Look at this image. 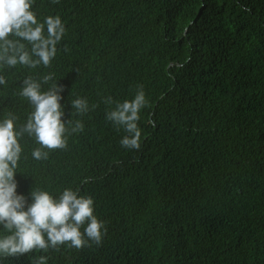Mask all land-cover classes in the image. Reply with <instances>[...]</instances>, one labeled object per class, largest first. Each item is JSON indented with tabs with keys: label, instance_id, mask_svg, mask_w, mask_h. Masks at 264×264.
I'll use <instances>...</instances> for the list:
<instances>
[{
	"label": "trees",
	"instance_id": "1",
	"mask_svg": "<svg viewBox=\"0 0 264 264\" xmlns=\"http://www.w3.org/2000/svg\"><path fill=\"white\" fill-rule=\"evenodd\" d=\"M31 10L66 32L49 67L0 62V121L11 113L19 132L33 111L24 79L54 73L62 122L84 130L39 161L35 136L18 137L17 195L31 204L35 189L79 190L107 234L99 246L0 253V264H264V0H32ZM137 85L147 104L141 147L129 150L104 98L130 101ZM76 98L87 114H74Z\"/></svg>",
	"mask_w": 264,
	"mask_h": 264
},
{
	"label": "clouds",
	"instance_id": "2",
	"mask_svg": "<svg viewBox=\"0 0 264 264\" xmlns=\"http://www.w3.org/2000/svg\"><path fill=\"white\" fill-rule=\"evenodd\" d=\"M58 2L53 0V3ZM31 9L32 0H0V62L9 68L17 64L33 69L41 64L49 67L57 55V45L65 35L66 28L59 16L46 17L40 23ZM10 36L27 41L31 45L30 51L20 40L9 39ZM64 50H68L67 46ZM5 83L4 76L0 75V84ZM23 85L19 95L33 106L27 122L18 132L16 117L11 113L0 121V225L10 233L0 238V253L17 257L34 249L46 250L51 247L59 250V245L75 249L92 244L99 246L102 237L107 234V228L93 214L94 201L91 196L80 195L79 190L67 188L58 198H54L47 191L35 189L31 193L32 203L28 204L26 197L17 195L15 174L22 152L18 137L25 133L35 136L41 147L32 151V157L39 161L48 158V151L43 149L67 147L66 132L72 135L84 130L79 119L67 121V127L62 122L64 113L60 101L63 97L60 93L65 89L57 85L54 73L43 75L39 81L29 76L24 79ZM45 85L48 86L47 90H42ZM104 103L115 104L106 112V119L126 133L120 140L121 146L139 150V113L147 104L143 85H137L135 96L130 101L120 103L109 96L104 98ZM72 107L75 115L82 116L90 111L86 98L72 100ZM95 107L98 105H92V108ZM37 264H46V257H39Z\"/></svg>",
	"mask_w": 264,
	"mask_h": 264
}]
</instances>
